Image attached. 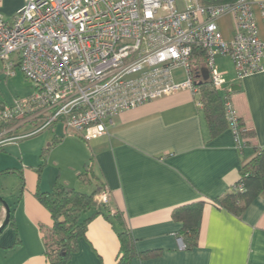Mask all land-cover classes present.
<instances>
[{
  "label": "crops",
  "instance_id": "0c3cea01",
  "mask_svg": "<svg viewBox=\"0 0 264 264\" xmlns=\"http://www.w3.org/2000/svg\"><path fill=\"white\" fill-rule=\"evenodd\" d=\"M23 6L24 0H0V13L12 19ZM226 19L220 22L223 33ZM218 66L226 78L219 96L223 100L229 95L246 138L238 141L229 126L212 136L202 90L198 96L185 90L122 112L107 125L106 136L89 142L56 124L42 138L35 161L30 153H38L37 145L22 152L21 167L0 170H13L0 176V196L9 204L15 225L0 234V264H50L45 236L54 223L36 193L51 191L56 181L87 194L99 184L110 193L104 206L110 217L100 214L90 222L68 264H118L121 228L116 214L138 253L159 252L131 264H264V191L241 214L213 204L264 149V71L238 80L230 58L219 57ZM177 75L182 77V71ZM30 128L21 125L16 133ZM91 159L96 179L86 185L79 176ZM198 202L206 204L198 246L185 250L179 244L183 225L173 212ZM5 218L0 204V226Z\"/></svg>",
  "mask_w": 264,
  "mask_h": 264
},
{
  "label": "built area",
  "instance_id": "2783aa9c",
  "mask_svg": "<svg viewBox=\"0 0 264 264\" xmlns=\"http://www.w3.org/2000/svg\"><path fill=\"white\" fill-rule=\"evenodd\" d=\"M219 57L231 59L238 80L264 71V1L24 0L12 19L0 13V61L9 77L19 67L34 93L0 109V150L58 123L89 142L106 136L122 112L185 90L201 95L200 62L219 93L226 84ZM222 101L239 141L237 112L229 95ZM21 125L31 128L17 134ZM231 191L243 193L244 183ZM109 199L108 191L98 197L103 206Z\"/></svg>",
  "mask_w": 264,
  "mask_h": 264
},
{
  "label": "trees",
  "instance_id": "16d2710c",
  "mask_svg": "<svg viewBox=\"0 0 264 264\" xmlns=\"http://www.w3.org/2000/svg\"><path fill=\"white\" fill-rule=\"evenodd\" d=\"M234 1L236 0H204L206 4H226ZM198 68L196 71V84L202 88L205 117L212 136H216L229 126L224 114L223 101L219 93L212 89L209 81H204L203 69H201L203 63L200 62ZM4 105L0 102V109ZM21 120L22 118H18L11 121L8 126H13ZM5 127L6 125L0 127V131ZM238 128L240 137L246 138L248 133L240 119ZM92 162L93 159L85 166L79 176L80 180L86 185H91L93 180L96 179ZM12 172L13 170H5L0 173V176ZM240 181L244 183L243 193L235 194L230 189L222 197L213 201V204L219 208L241 214L248 205L258 198L264 191V149L260 150L257 156L242 169L237 183ZM23 187L24 181L22 179ZM103 191L104 187L98 184L92 193H82L56 181L51 191H38L36 193L37 200L49 211L54 223L51 231L45 236L46 256L50 264H68L72 256L78 251L79 240L86 236L90 222L100 214L105 215L106 218L110 217L109 214L105 213L104 206L98 201V197ZM239 198L241 199L240 205H235V201ZM205 205L204 202L193 203L179 207L173 212V218L183 225L179 238L182 240L185 250H192L198 246ZM93 210L95 211L91 213ZM115 218L121 228L118 231L120 241L118 264H131L134 259L144 260L156 257L159 254L156 251L138 253L131 232L119 214H116ZM9 225L15 228L13 218L10 219Z\"/></svg>",
  "mask_w": 264,
  "mask_h": 264
},
{
  "label": "rangeland",
  "instance_id": "374dc122",
  "mask_svg": "<svg viewBox=\"0 0 264 264\" xmlns=\"http://www.w3.org/2000/svg\"><path fill=\"white\" fill-rule=\"evenodd\" d=\"M232 20L231 18H228L224 22L223 30L227 38H230L232 31ZM34 93V84L30 81H28L23 72L20 70L19 67H16L15 74L13 76H8L7 71L4 68V63L0 61V102L4 103L5 105H12L17 100H24L29 97H31ZM29 130V129H28ZM51 130V129H50ZM47 130L43 134H38L36 137L31 138L25 142L19 141L18 143H22L18 148L10 149L9 151L3 152L0 150V170L6 169L9 167L18 166L21 167L22 160H23V153L27 151L29 153V150L34 148V145L39 146V150H37L38 153H30V158L35 161L37 158L36 156H39V153L41 152V146L40 143L43 137H46L48 134ZM17 144V143H16ZM26 159V160H30Z\"/></svg>",
  "mask_w": 264,
  "mask_h": 264
},
{
  "label": "water",
  "instance_id": "95a60500",
  "mask_svg": "<svg viewBox=\"0 0 264 264\" xmlns=\"http://www.w3.org/2000/svg\"><path fill=\"white\" fill-rule=\"evenodd\" d=\"M203 76L204 81H209V73L207 70H203ZM0 204H2L6 210V218L3 222V224L0 226V234L2 231L9 225L10 219H11V209L9 204L5 201V199L0 196Z\"/></svg>",
  "mask_w": 264,
  "mask_h": 264
}]
</instances>
